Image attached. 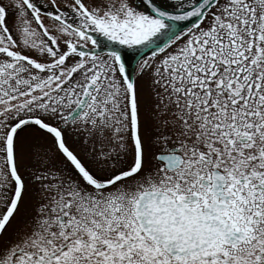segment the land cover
<instances>
[{
    "label": "snow or ice",
    "instance_id": "6c2138e0",
    "mask_svg": "<svg viewBox=\"0 0 264 264\" xmlns=\"http://www.w3.org/2000/svg\"><path fill=\"white\" fill-rule=\"evenodd\" d=\"M0 264H264V0H0Z\"/></svg>",
    "mask_w": 264,
    "mask_h": 264
},
{
    "label": "water",
    "instance_id": "95a60500",
    "mask_svg": "<svg viewBox=\"0 0 264 264\" xmlns=\"http://www.w3.org/2000/svg\"><path fill=\"white\" fill-rule=\"evenodd\" d=\"M38 2H40L41 5H43L42 1L38 0ZM129 64H130V66L134 67L135 64H136V60H135V58L130 59V60H129Z\"/></svg>",
    "mask_w": 264,
    "mask_h": 264
},
{
    "label": "flooded vegetation",
    "instance_id": "af4514ba",
    "mask_svg": "<svg viewBox=\"0 0 264 264\" xmlns=\"http://www.w3.org/2000/svg\"><path fill=\"white\" fill-rule=\"evenodd\" d=\"M40 1H42V3L44 4V0H40ZM40 3V2H39ZM41 4V3H40Z\"/></svg>",
    "mask_w": 264,
    "mask_h": 264
}]
</instances>
